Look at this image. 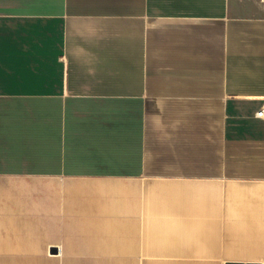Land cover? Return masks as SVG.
<instances>
[{"label":"crops","instance_id":"obj_1","mask_svg":"<svg viewBox=\"0 0 264 264\" xmlns=\"http://www.w3.org/2000/svg\"><path fill=\"white\" fill-rule=\"evenodd\" d=\"M263 109L264 0H0V264L137 253L79 224L139 179L200 185L187 223L146 189L176 254L264 255Z\"/></svg>","mask_w":264,"mask_h":264},{"label":"rangeland","instance_id":"obj_2","mask_svg":"<svg viewBox=\"0 0 264 264\" xmlns=\"http://www.w3.org/2000/svg\"><path fill=\"white\" fill-rule=\"evenodd\" d=\"M171 183L176 185L178 183L197 184V181H165V180H134L122 184L124 189L110 191L109 205L104 207L106 216L104 218H111L110 222L103 223H80V230H91L92 228L110 229L111 231L122 230L125 226L127 235L137 236V238H127V247L129 250L137 251L135 254L124 255H95V256H78L79 264H182L189 260L200 264H226L231 261H244L264 259L263 254L251 253L253 246L257 248L258 241L255 240V245H251L248 249L247 245L239 244L237 247H231L230 238H218L213 240H203L205 254L202 257L189 258L185 255L176 254L181 249L166 247V241L157 238L155 231H152L158 226L157 218L164 219L168 215L166 212L151 211L150 202L148 201L150 192L146 189L150 183ZM166 195V194H162ZM170 202L175 203L176 199L169 195ZM206 197V196H205ZM204 197V200H205ZM212 201L214 198L210 197ZM217 199H220L219 197ZM203 200V202H204ZM120 204H124L120 206ZM187 206H179L176 208V218L182 219L187 223L189 220L197 219V212H186ZM120 213V217L118 216ZM200 214V213H199ZM158 215V216H157ZM120 220H125V223H119ZM200 218V215H199ZM196 225V224H195ZM162 224L160 223V228ZM193 240V239H191ZM190 241L184 239L182 244L188 245ZM211 243V245H210ZM216 245V246H215ZM186 250V249H184ZM174 254H171V253ZM217 252V253H214Z\"/></svg>","mask_w":264,"mask_h":264},{"label":"bare ground","instance_id":"obj_3","mask_svg":"<svg viewBox=\"0 0 264 264\" xmlns=\"http://www.w3.org/2000/svg\"><path fill=\"white\" fill-rule=\"evenodd\" d=\"M149 189L154 194L155 193L159 194L158 198L160 200H163V198L168 199L169 195H172L173 198L177 200V204H175V206H164L165 209L167 208L176 211V208H178L182 204L180 202L183 201V204L187 206L186 207L187 212L198 213V200H199V192H200L199 184H177V185L150 184ZM161 194H167V195L164 196Z\"/></svg>","mask_w":264,"mask_h":264},{"label":"water","instance_id":"obj_4","mask_svg":"<svg viewBox=\"0 0 264 264\" xmlns=\"http://www.w3.org/2000/svg\"><path fill=\"white\" fill-rule=\"evenodd\" d=\"M53 251H56V250H53ZM226 264H247V263H244V262H228ZM251 264H256V263H251Z\"/></svg>","mask_w":264,"mask_h":264},{"label":"built area","instance_id":"obj_5","mask_svg":"<svg viewBox=\"0 0 264 264\" xmlns=\"http://www.w3.org/2000/svg\"><path fill=\"white\" fill-rule=\"evenodd\" d=\"M259 116L263 117L264 116V109L261 110L259 113H258Z\"/></svg>","mask_w":264,"mask_h":264}]
</instances>
